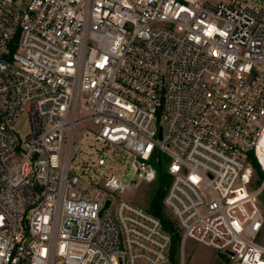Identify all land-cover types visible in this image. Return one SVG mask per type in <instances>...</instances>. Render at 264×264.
Listing matches in <instances>:
<instances>
[{"label": "built area", "instance_id": "obj_1", "mask_svg": "<svg viewBox=\"0 0 264 264\" xmlns=\"http://www.w3.org/2000/svg\"><path fill=\"white\" fill-rule=\"evenodd\" d=\"M253 162L264 0H0V264H169L161 221L111 194L159 169L182 251L264 261Z\"/></svg>", "mask_w": 264, "mask_h": 264}, {"label": "rangeland", "instance_id": "obj_2", "mask_svg": "<svg viewBox=\"0 0 264 264\" xmlns=\"http://www.w3.org/2000/svg\"><path fill=\"white\" fill-rule=\"evenodd\" d=\"M21 124V126H20ZM17 127L25 133L26 131V120L23 118L22 122L17 123ZM118 165V174L124 173V182L130 183V177L132 176V171L130 170V164L132 158L125 156L124 159H121V155L118 158L115 154ZM163 161L166 162L165 157L163 156ZM158 172L155 179L141 178L135 186V189H121L116 192L111 193L115 200L132 202L135 205L149 210L150 201L159 186L157 182ZM264 176L260 173L259 170L254 171L253 181L249 187L250 190H254L259 186V179H263ZM262 204H264V192L260 197ZM182 235V234H181ZM183 242V239H182ZM262 243L264 245V229H263V238ZM182 247V243H181ZM169 264H236L230 258L227 257L224 253L215 251L208 247H205L193 240H186L184 242V250L180 248V255L177 256L174 260H170ZM251 264H264V261L253 259Z\"/></svg>", "mask_w": 264, "mask_h": 264}, {"label": "trees", "instance_id": "obj_3", "mask_svg": "<svg viewBox=\"0 0 264 264\" xmlns=\"http://www.w3.org/2000/svg\"><path fill=\"white\" fill-rule=\"evenodd\" d=\"M252 166L257 170H259L255 162L252 163ZM157 182L159 186L157 187V190L155 191L150 201V206L148 211L161 221L164 229L172 236V248L170 252V260H174L177 256L180 255L182 235L181 232L179 231L177 224L175 223V221H173V219L171 218L169 213L165 210L163 205V200L166 195L167 188L169 187L170 179L165 176L162 169L158 170ZM262 238H263V233L259 241L261 245H263Z\"/></svg>", "mask_w": 264, "mask_h": 264}, {"label": "water", "instance_id": "obj_4", "mask_svg": "<svg viewBox=\"0 0 264 264\" xmlns=\"http://www.w3.org/2000/svg\"><path fill=\"white\" fill-rule=\"evenodd\" d=\"M109 205V202H107L106 207Z\"/></svg>", "mask_w": 264, "mask_h": 264}]
</instances>
